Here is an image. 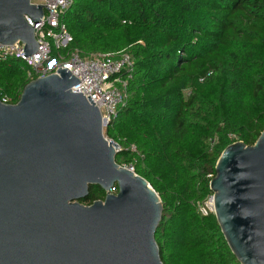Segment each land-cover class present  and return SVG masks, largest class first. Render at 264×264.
I'll use <instances>...</instances> for the list:
<instances>
[{"label":"trees","instance_id":"trees-1","mask_svg":"<svg viewBox=\"0 0 264 264\" xmlns=\"http://www.w3.org/2000/svg\"><path fill=\"white\" fill-rule=\"evenodd\" d=\"M63 22L69 49L134 59L126 104L104 134L122 148L116 161L160 195L163 263L241 264L202 207L221 152L264 130V0H74ZM30 80L24 62L0 60L1 98L17 103ZM105 195L91 185L81 202Z\"/></svg>","mask_w":264,"mask_h":264},{"label":"water","instance_id":"water-1","mask_svg":"<svg viewBox=\"0 0 264 264\" xmlns=\"http://www.w3.org/2000/svg\"><path fill=\"white\" fill-rule=\"evenodd\" d=\"M44 6L0 0V42L37 52L26 15L38 22ZM78 81L58 68L17 103L0 97V264H164L160 195L116 161L122 149L91 97L72 92ZM215 169L211 202L228 245L241 264H264V130L228 145ZM91 185L105 198L84 204Z\"/></svg>","mask_w":264,"mask_h":264},{"label":"built area","instance_id":"built-area-1","mask_svg":"<svg viewBox=\"0 0 264 264\" xmlns=\"http://www.w3.org/2000/svg\"><path fill=\"white\" fill-rule=\"evenodd\" d=\"M73 2L74 0H31L33 4L46 5L50 9L44 6V14L36 23L26 15L27 22L36 32L39 44L37 52L27 56L23 52L24 44L21 42L15 44L0 42V60L9 58L21 60L28 67V76L31 80L56 74L58 68H66L79 79L71 88L72 92H82L86 99L88 96L91 97L92 102L99 108L104 123L107 122L105 130L117 117L120 107L126 104L127 82L132 76L135 62L126 50L117 53L84 54L78 48L69 49L72 36L63 22V17ZM123 73L127 74V77ZM1 100L9 103L6 96Z\"/></svg>","mask_w":264,"mask_h":264},{"label":"rangeland","instance_id":"rangeland-1","mask_svg":"<svg viewBox=\"0 0 264 264\" xmlns=\"http://www.w3.org/2000/svg\"><path fill=\"white\" fill-rule=\"evenodd\" d=\"M130 166V165H129ZM211 196L208 198V200L206 201L205 207H202V211L204 213H206L207 211L209 212H213V206H212V202H211Z\"/></svg>","mask_w":264,"mask_h":264}]
</instances>
